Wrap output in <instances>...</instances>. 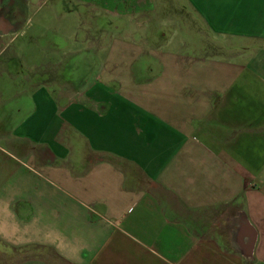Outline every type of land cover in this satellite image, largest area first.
I'll list each match as a JSON object with an SVG mask.
<instances>
[{"label":"crops","instance_id":"obj_1","mask_svg":"<svg viewBox=\"0 0 264 264\" xmlns=\"http://www.w3.org/2000/svg\"><path fill=\"white\" fill-rule=\"evenodd\" d=\"M185 1L145 87L0 90V264H264V0Z\"/></svg>","mask_w":264,"mask_h":264},{"label":"rangeland","instance_id":"obj_2","mask_svg":"<svg viewBox=\"0 0 264 264\" xmlns=\"http://www.w3.org/2000/svg\"><path fill=\"white\" fill-rule=\"evenodd\" d=\"M146 2L149 5L143 0H0V90L15 83L20 88L18 78L32 71L54 72L60 89L71 83L79 91L108 75L114 88H127L137 83L131 81L133 72L145 87L153 74L150 68L156 75L160 72L154 58L176 51V27L169 20L181 18L175 14L183 10L189 20H196L185 0ZM188 19L182 27L184 40L198 46L208 42L206 28ZM147 89L155 92L159 84ZM11 101L10 107L17 108L18 101Z\"/></svg>","mask_w":264,"mask_h":264}]
</instances>
